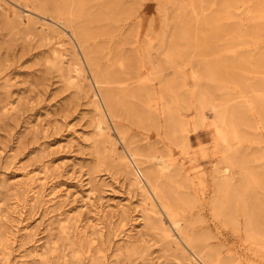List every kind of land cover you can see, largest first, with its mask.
<instances>
[{"label":"rangeland","instance_id":"rangeland-1","mask_svg":"<svg viewBox=\"0 0 264 264\" xmlns=\"http://www.w3.org/2000/svg\"><path fill=\"white\" fill-rule=\"evenodd\" d=\"M45 1L0 0V264H212L192 247L198 241L204 256H217L213 264H264V234L246 225L253 211L264 224V0H139L132 18L95 16L93 41L107 45L100 61L114 62L120 74L137 71L135 46L151 19L156 49L164 40L186 47L166 74L178 78L171 94L163 96L152 74L127 97L128 110L144 106L157 118L145 120L113 116L95 97L71 28ZM95 2L85 8L98 15ZM73 44L85 71L76 70ZM205 82L230 113L227 143L217 141L211 104L204 120L198 116ZM97 101L107 138L97 129ZM165 104L187 144L169 136ZM125 144L150 149L179 171L171 184L181 198L173 209L180 233L154 191L121 166ZM248 170L258 176L249 189ZM155 215L169 232L152 224Z\"/></svg>","mask_w":264,"mask_h":264},{"label":"bare ground","instance_id":"bare-ground-1","mask_svg":"<svg viewBox=\"0 0 264 264\" xmlns=\"http://www.w3.org/2000/svg\"><path fill=\"white\" fill-rule=\"evenodd\" d=\"M138 1L139 0H96V2L94 4L98 7V15L95 12H91L85 8L86 4H87V0H46L44 3L45 5H43V7H45V9H48V8L53 9L55 14L57 15V17L58 16L61 17L59 20L66 27L71 28L72 36L75 38V40L77 42V44H76V42H75V44H76V46L78 45V47L82 51L84 58L86 60V63H87V65L90 69V72L92 74V78H93L92 81L94 82V85H93V83L90 85L97 87L98 92H95L94 95L96 98L99 95V97L103 100V103L106 106L108 112H110L113 116L119 115V114L121 115L122 113H125V112H130V114H133L135 118H139L140 120H145L146 117H144V115H146L147 118H149L151 116L152 119L156 115H154L153 112H150L149 110L147 111L144 108V106L139 107L138 109L133 108L132 110H128V108H127V104H128L127 103L128 102L127 97L128 96H130V97L136 96L140 91L139 90L140 86L151 81L150 76L152 74H157L158 77L160 78V88H161L163 96L167 97L168 93L171 94V91H170L171 87L172 86L174 87V84L176 82L175 80L177 77L176 78H170V77H167L166 74H168V70L170 69L169 67H171V65L175 61H177V60L183 61V58L185 57V52H186L185 51L186 47L183 44V41L180 40L179 42H177L173 46L171 42L168 43L167 40H164L163 41V42H165L164 45H161V46H159V49H156L155 48V46H156V42H155L156 31L154 32V30H155L154 23H153V19H151V22L149 21L150 23L148 26V32L146 34L144 41L142 42V41L138 40V43L135 46V48L137 49V52H139V55L141 57V60L138 63V66L136 67L137 69L135 68L137 71H134V73H131V72H129L128 74L125 73V75H123V74H120L119 71H118L119 73L116 72L115 68L113 69L114 62L113 63H107L104 66L102 65L100 59L102 60V57L104 56L103 51L107 48V45H101V44L93 41L95 30L94 29L92 30V28L88 26V24L90 22H93L95 20V16L100 17L103 14H106L107 16L109 15L111 17H115V15L118 13V14H120V16L122 15L123 18H125V19L132 18L133 17L132 15H134V12H135L134 11L135 7H137V5H139ZM127 33H129V32H127ZM137 36H139V34H137ZM127 37L128 36L125 37V40L127 39ZM75 44H73L74 53L76 55L75 56L76 57L75 63L78 65V68L76 67V70L79 69L82 72V71H85V68L83 66V62L81 61V58L77 55V52H75L76 51L75 47H74ZM118 45H119V43L116 44V48ZM72 51H73V49H72ZM101 53L103 56L100 58ZM136 59L138 60V58H136ZM198 67H195L196 71L198 69L197 72H199L201 75H203V78H205V79L210 78L209 74L206 73V71L203 72L205 69L203 70L201 68L203 70V71H201V70H199ZM176 73H177V76H179L180 73L178 71H176ZM203 73L208 75L209 77L204 75ZM212 73H215V72L212 71ZM212 73H210V74L213 75ZM129 85H131L132 88L130 90L126 91V89L129 88L128 87ZM133 85H136L139 88H134ZM205 85H206V82H205ZM211 88L212 87H210V85L207 83L205 88L203 90H201L197 95V99H198L197 104H198V109H199L198 116L200 119L204 120L205 117H203L204 115L202 114V112H203L202 110L205 108L207 103L211 104L213 106V109L217 113V118L215 120V127H216V131H217V141L222 142V143H227L229 141V139L232 136H234L233 135L234 134V128H233L234 126H233V123L229 119L230 113L227 111V108L224 107L223 104L216 101L217 99H214V97L215 98L217 97V96H215L216 90L215 89L213 90V88L211 90ZM179 89H178V92H179ZM170 97H171V95H170ZM222 99H223V97L221 98V100ZM229 100H227V101H229ZM97 104L99 107L98 110L100 111V114H101V118L97 124V129L102 136L107 138L108 135L105 132L107 126L105 125L103 110L100 107L101 104L99 105L98 101H97ZM239 104H241V103H239ZM236 106H237V104H236ZM163 109H164V114L166 116V121H167V126H168L167 131H168L169 136H171L173 139H177V140L180 138L179 141H183L182 144L183 143L187 144L189 138H188L187 134L184 132L183 128L179 129V126H177V122H179V120L177 119V117H175V114L172 112L171 108L167 107V105L165 104V107ZM236 109H237V107H236ZM238 109L239 110H237V111H240V107H238ZM245 112H243V113L245 114ZM237 113L239 114V112H237ZM236 117H237V115H236ZM238 119H240V118H238ZM236 131H237V129H236ZM232 140H235V138ZM178 144H180V143H178ZM125 145H126L125 147L127 148L128 153L120 156L121 166L130 174H134L135 176L139 177L140 180L142 182L144 181L146 186H148L150 188V190L152 189L154 191L156 197L161 202L163 210H165L168 213V215L170 216V220H171L170 223H171L172 227H174L175 230H177V232L180 233L181 224H180L178 218L173 215V209H174V207L179 205V200L181 198L178 197L179 195H177L176 191L174 190V188L171 184V181H173V179H175V177L177 176L179 171L177 172L176 170L174 171L173 169H171V164H173V163H167L164 160L165 158H163V156L151 155L150 149H147L144 147L136 148V146L134 147V146H131L130 144L129 145L125 144ZM153 150H155V149L153 148ZM234 154H236L235 151H233L231 153V155H234ZM239 168H241V167H239ZM244 170H246V169H244ZM244 174H243V177H244L243 178V182H244L243 184L245 185L244 187L249 189V187H251L253 183H257V181H256L257 179L253 180L254 182L252 181V179L255 177H258V176H257V174H255L256 175L255 176L249 170L245 171ZM249 179H251L250 183H249V181H250ZM144 183L142 185H145ZM243 184H241V185L243 186ZM236 189H237V187H236ZM223 191H225V190H223ZM237 191H239V189ZM248 191H246V192L248 193ZM231 192H230V194H232ZM234 195H235V193H234ZM242 195H246V194L243 193ZM237 197H238V194H237ZM253 197H255V196H253ZM239 198H237V199H239ZM218 199H220V198H218ZM220 200H222V199H220ZM223 201L225 202V200H223ZM223 201L221 203H224ZM255 201H257V200H255ZM263 201L264 200H262V202H259V204L262 205V203H264ZM235 202L236 201H234V203ZM221 203L219 201V205ZM243 203H245V200ZM251 204H255V203H253V201H252ZM251 204L249 205L250 207H251ZM261 205H260V207H262ZM251 208H253V207H251ZM253 209H255V208H253ZM261 210H262V208H261ZM251 213L252 214L254 213V218H255L256 212L253 211ZM251 213L249 212V214L247 216L248 219H247L246 225L249 226L248 229H250V228H252V226H254L253 229L255 230L254 231L255 235L257 233H260V232H262L264 234V228L261 230L258 229V228L262 227L263 221L261 220L262 221L261 225H260L261 221H258V223H256L255 221L260 220L261 218H259V219L256 218L257 220L256 219L254 220ZM261 214H263V212ZM235 215H233V217H235ZM259 216H260V214H259ZM152 220H151L152 224H154L156 227L161 229L163 231V233L170 231V227L167 224H165L164 220L160 216L155 215L152 217ZM236 220H238V219H235V222H236ZM263 220H264V218H263ZM263 227H264V224H263ZM195 240H196V238H195ZM192 247L196 249V251L200 257L202 256L203 258H205L206 262H209L212 264L215 262L217 256L214 257V255H212V253H208V251L206 252V256H204V254H203L204 249L201 247L199 241L192 244ZM215 253H216V251H215Z\"/></svg>","mask_w":264,"mask_h":264}]
</instances>
